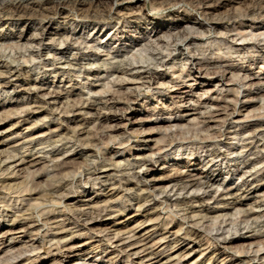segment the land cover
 I'll list each match as a JSON object with an SVG mask.
<instances>
[{
    "label": "rangeland",
    "instance_id": "1",
    "mask_svg": "<svg viewBox=\"0 0 264 264\" xmlns=\"http://www.w3.org/2000/svg\"><path fill=\"white\" fill-rule=\"evenodd\" d=\"M10 1L11 0H0V8L9 5ZM88 1L90 2L84 5L85 9L90 8L93 4L91 2L96 3L100 0ZM119 1L109 0L108 4L106 3L104 5L106 7H111L118 2L124 6L131 5L135 7L136 5V8L141 6V8L144 7L145 17L143 16V18L140 19H129L130 22L127 23V25L125 24L126 26L120 29L119 33L117 32L119 34L118 39L112 42L108 43L109 38L120 25L122 26V24L118 25L115 19L109 20L108 24L105 26L102 24L103 31L99 32V34H96L98 30L94 31L95 22H89L85 28H82V24H84L82 23L83 21L81 18L74 15L73 12L54 15L50 27H52L54 34L57 31L64 30L68 32L67 34H71L72 32L76 33V38L96 40L95 43L100 47V52L102 54H104L103 52H111L116 55L119 53L120 48L125 45L121 49V54H124L122 55L124 57L126 53L128 56H132L133 52L136 53V50L139 48H145V45L148 47V44L149 46L151 45V48L148 47L145 51L149 52V54L152 52L150 49L152 50L157 48V46L161 47L164 45L162 39L158 40L156 38V29H152V26L149 25L150 22L165 24L169 26L170 29L168 30H172L173 25H177L179 22H189L197 26L207 23V20L201 18V12L194 7L186 11V13L185 11L183 12V9L181 10L178 7H167L154 10V0ZM44 2L46 7L54 8V4L56 5L54 0L49 2L44 0ZM233 4L234 3L228 5L226 8L221 7L222 9L219 11L227 13L229 12L228 9L234 6ZM254 4L264 5V0H255ZM177 10H180V12L184 14H188V19L180 21L177 18H173L171 14ZM30 16L27 15L22 17L14 22L16 23L15 25L7 24V21L4 20L0 23L1 35L7 34L12 37L22 35L25 36L23 43L28 41L32 35L41 31L39 21ZM47 22L48 21L44 24ZM220 22L223 24L224 28L226 27L229 30L234 29V33L238 31L245 32L247 34L246 40L242 42L229 40L225 37L224 32H222L223 30L207 36L193 34L190 36V39L193 38L190 50L194 51L192 55L195 56L194 59L196 63L199 64L194 68H190L189 64L184 62L185 56L179 55L178 58L176 57V59L171 60L165 66H155V70L152 74H145V72L141 73L142 75H138V79L136 77L138 80L136 81L137 83L128 82V80L124 81L125 78L128 79L132 77L128 72L131 67L125 66L124 68L127 69L125 71L123 68L121 71L111 72V70L102 63L91 67L86 66L83 69H80V66H74L75 69L73 70L74 67L58 69L60 66L54 67L48 62V66L52 69L48 66L47 69H45L42 61L36 60L35 63L38 61V65L30 72L33 63L29 62V54H24V50H18V52H24L22 54L19 53L21 54L19 55L15 50L13 51L12 47H8L7 51L10 50L8 53H11L12 50V53L15 52L17 57L23 56L25 59L22 57L19 58L21 59V67L19 68L21 74L12 78L14 85L8 88L9 92H0V151H9L14 154V149L16 148L18 149L16 151L18 155L15 159H11L13 165L17 166L16 164H19L22 158H25L28 163L16 169L17 178H14L13 174L10 173L12 172L11 170H14L15 166L8 171L10 174L7 175V178L9 177L7 183H9L10 186L7 185L9 186L7 187L8 189L0 193V233L7 234L3 240L4 243L0 244V264H175L177 262V264H244L243 262H248L247 252L251 247L256 249L258 248V244L264 245V226H261L262 236L256 235L255 232H253L254 228L242 229L243 231L240 230L239 233L231 236L234 242L229 244L230 246L225 249V245H221V242L211 239L210 234L212 230L215 229V222H217L216 218L219 217L218 221H221L223 215H225L227 219H229L232 213H235V209L232 207L223 208L220 204L217 208L215 199L210 200V202H204V204L202 203L203 205H200V202L196 203V199H194L193 201L191 200L192 202L187 201L186 203L188 207H194L195 210L191 208L188 213L179 210L182 208L180 206L183 205L180 204L179 207L177 206V197H172L170 201H166L165 195H161V191L163 192V190L166 191L167 189V191H169L170 188H172L173 184H175V179L182 176V173L197 175V177L202 176V180H205L206 176H208L210 178L212 177L213 180L216 178L219 171H221V176L217 184L218 186L216 185L213 189V193L215 192L214 194L219 190L217 199L220 194H225L226 189H228V191L231 190L230 192L232 193H236L238 191V185L240 187L244 180H250L251 178L250 175L241 177L240 174L233 172L235 170L234 164L237 162L241 163L246 159L241 156L240 151L246 144L244 139L250 131L248 127L250 125L249 123L254 121V119H264V87L260 86L262 84L264 86V51L262 52L261 49L254 47L253 44L259 38L264 40V14H255L243 21L235 23L227 20H222ZM141 26L143 29L148 27L146 31L148 34H146V36L145 33L141 34L143 31L139 29ZM159 30L160 34L164 33L161 32V28ZM110 31L112 32L110 33ZM175 33L176 32H173V34ZM134 35L138 38H133L132 36ZM120 38L124 41L122 46H119L121 42V40H119ZM136 39L141 45L137 47L138 49L132 51V49L129 48L131 46V40L136 41ZM150 39H157L159 43L161 42L160 46L157 42L153 41V45H155V43L157 45L153 47L152 43H150ZM164 39L165 41H169L170 37ZM12 41L14 42V40ZM7 42L8 43L4 42L5 46L7 44L11 46V43H13L9 40ZM4 43H2L1 46ZM56 43L57 42H54V44ZM13 44H15V42ZM1 46L0 48L3 47ZM75 52L71 50L68 55L72 56ZM149 54H145V58L140 59V57V60L137 58L139 60L138 66L141 64L144 66L150 64L151 67L157 65H152L151 63L157 62L156 59L151 60L153 52L150 54L151 58L147 56ZM176 55H178V53H176ZM26 56L28 59H26ZM147 57H149V61L145 60ZM154 57L153 54V58ZM141 61H148V63H142ZM5 65V62H0V69H4L2 66L4 67ZM12 65L16 66L17 64L12 63ZM89 69L91 72L88 71ZM88 72L92 73V76H90ZM133 78L134 77H132V79ZM22 82L24 85H26L27 82L31 84H46L48 87L45 91L46 93L62 90L64 93L72 92V95L70 98H60L56 104L50 103L45 105L37 101L39 100L38 97L31 96L25 91H19L20 88L15 87V85L19 87L20 84H23ZM98 94H104V99L102 98L103 101H97L96 108L89 109L87 110L88 112L84 111L86 112L85 114L77 111L74 112V115L73 113H69V105L74 101L78 102L83 98L87 100L95 99L94 97ZM98 98L99 96L97 99ZM47 99L51 101L49 97H47ZM234 105L237 107L234 108ZM27 107H30L31 110L36 113L33 115L23 114L22 118L9 116L14 111H21ZM121 109L123 110L121 111ZM9 111L11 112L8 113ZM51 111H54V113ZM64 111H67L66 115L70 114L69 117L62 116ZM106 112L108 114L122 113L125 119H117L116 121L107 120L108 122L103 120L101 124L96 123L97 115L107 114ZM216 112L221 114V117L218 119H220L219 122H222V124L219 122L215 124V122L207 120L214 119L213 113ZM24 115H26V118ZM24 119L26 121H24ZM226 119H233L232 121L234 123L230 124V122H228L225 125ZM78 124H81L84 128V130L81 131L83 133L80 132L82 143L85 144L87 142L85 146L90 143L89 149H84L79 146L73 148V144L62 146L61 151H68L61 160L67 159L71 161L72 167L69 169L67 168L63 174L50 170L44 176L40 175L34 177L36 173L44 172L48 162L41 160V163L31 165L30 161L33 162L41 158V156L45 154V151L62 145V142L59 145L57 143L53 144L48 138L52 137L51 140L58 139L55 134L57 135L59 133L65 137L67 136L69 139H74L72 131L73 128L79 126ZM211 126H214L215 129L210 128ZM221 130L223 131L222 134L220 133ZM53 131L57 132L53 133ZM90 133L91 135H87ZM33 138L35 139L34 141H32ZM51 143L53 146L49 145ZM95 143L97 145H95ZM226 144L230 145L231 150H235L237 154L234 156L227 155L226 161L223 160L217 163L216 167L219 171L217 168L211 169L208 167V151L222 149ZM28 150H33V155H31ZM167 151L169 152L166 153ZM94 152L98 153L101 157L103 156V158L100 159L101 161H98L96 164L97 175L101 174V171L106 170L101 167L104 165L102 162L104 158L109 162L105 163L109 165L107 174L114 173L115 175H117L114 172L116 171L115 167L110 166V164H123V162L126 164L127 161L131 163L138 162L147 154L149 156L153 154L151 156L154 162H149L147 164L146 169L149 168V172L145 176L144 182L140 184L137 183L132 176H125L122 183L126 186L123 189L118 190V188H116L117 185L113 184L121 179L122 175L120 174L116 176L115 180H113L112 177H106L105 175L107 174H104L101 179L96 181L98 184H94L93 182L88 184L83 183L82 185H79L77 182L73 183L72 173L77 174L80 170L88 167V164H91L94 158L91 155L96 154ZM81 153L82 155H80ZM229 153H232V151ZM87 158L91 161H88ZM95 176L96 175H94V177ZM127 179L131 181L126 182ZM66 180H69V188L73 187L69 190L74 191L63 200L62 205L60 200L54 196L63 194L65 190L59 191L61 193L57 192V194L54 193V195H52L53 191L51 188L52 185H64V181ZM70 180L72 181L70 182ZM34 188H36L37 191L42 190L36 194L29 195L30 190ZM111 188H115L114 191H112L113 189ZM127 188H129V192ZM75 190L78 192L75 193ZM84 190H86L84 193L85 195L82 194ZM199 192L202 193L203 190ZM263 192L264 182L259 184L257 188L254 186L251 195L248 198H243L242 210H250L252 207H255L254 204H256V201L264 194ZM65 194H67V192H65ZM241 194L242 192H238V195ZM135 195L139 196V200H134ZM159 195L161 196L159 197ZM22 196L25 200H23ZM157 198L159 200H157ZM218 202L221 201L218 200ZM65 205L67 207H64ZM141 205H143L142 209ZM214 207L217 208L218 211L212 210ZM70 208L73 210L83 209L88 211L106 208L108 211L105 212V214L102 213L101 224L89 223V228H92L91 231L88 230L89 228H84L83 219L79 224L82 226L76 227L78 226L75 224L76 220L73 216H69L70 219L67 220L66 225L68 228H72L73 231L60 235L62 237L60 241L63 242L59 244L49 243L48 240L45 242H41V240L33 242L34 239L38 238L37 235H35L38 232L37 229H40L39 232L41 235L45 234L48 228L51 229L48 226H43L44 220L50 219L51 217V219L55 218L53 221H62L65 219V217H61L62 213H64V210H69ZM205 210L207 212H205ZM179 211H181V213ZM3 213H8L9 216H1ZM24 213H27L30 217L32 214V220H38V222H36L37 227L34 228L35 230L29 228V225L33 223L32 221L28 222L22 220L21 223L14 221L16 217L18 218V216ZM193 214H197L194 222L195 224H186L184 217ZM206 214L210 217L205 220L204 215ZM28 215H25V217H28ZM162 223L164 225H162ZM182 223L184 229L180 231ZM158 224L161 227L158 226ZM138 225H140L141 228ZM53 226L54 225H52V227ZM55 226L54 230H50V232L61 230V228L57 229ZM12 229H14V233L8 234L7 232ZM164 229L167 230L165 231ZM168 230L174 231L172 232L173 235L169 234V238L162 239L163 236H165L163 234ZM133 231L138 233L141 238H148L145 243H148V246H152V248L146 250V253H140L139 256L129 257L125 252H120L116 248V244L119 242L115 244L114 242L118 240V237L115 238L116 235H120V238L124 236V238H126L132 234ZM145 231H147L148 237L144 236L147 234ZM187 232L190 234L197 232V235H191L192 237L188 236L187 239ZM194 236H196V238ZM178 238L183 239L182 243H184V249H178L179 252L171 249L175 242L173 240H177ZM159 239H161L162 243H160L161 241H159ZM32 244L33 247L36 246V249H33ZM169 245L172 246L169 247ZM262 253L264 254V251H262ZM178 255L180 257H178ZM156 259L161 261L155 263L158 261ZM175 259H180L181 262ZM247 262L245 264H253Z\"/></svg>",
    "mask_w": 264,
    "mask_h": 264
},
{
    "label": "bare ground",
    "instance_id": "2",
    "mask_svg": "<svg viewBox=\"0 0 264 264\" xmlns=\"http://www.w3.org/2000/svg\"><path fill=\"white\" fill-rule=\"evenodd\" d=\"M47 1L49 2V1H53V0H47ZM54 1L56 2V5L55 4H54V6L52 5L54 8L46 7L44 0H38V1H36V0H11L9 5H6L5 7L3 6V8L2 7L0 8V23L3 22L4 20H6L7 24H14L15 25L16 23H14V22L18 21L22 17H25L27 15L28 16L31 15L30 17H34L36 20L39 21V25H40V29H41L40 32L35 33L34 35H32V37H30L28 39V41H26L24 43H23V40L25 39V36H22V35L19 36L18 35V36L12 37V36H9L7 34L1 35V32H0V46L4 42L8 43L7 42L8 40L10 42H13L12 40H14V42H15V44H13L14 42L11 43L12 44L11 46L8 45V44H7L8 46L7 45L5 46V43H4L2 45L3 47L1 46L2 48H0V62H5V64H6L4 67L2 66V68H4V69H0V92L1 91L7 92L8 88H10L12 85H14L13 82H12V80H13L12 78H14L16 76H19L21 74V70L19 69L21 67V62H20L21 59H19V58H21V57L24 58L23 56L17 57V54L15 52L12 53V50H11V53H8L10 51V50L7 51L8 47L9 48L12 47L13 51L15 50L18 54L21 53V52H18V50H24L25 53L24 52H22V53H24V54L28 53L29 54V56H30L29 57V62L33 63V65H32L33 67H31L30 72L33 71L35 67H37L36 65H38V63H37L38 61L36 62L37 63L36 64L35 63L36 60H39L40 62L42 61L43 67H45V69H47L48 62H50L51 65L54 66V67L55 66H60L61 67V68L59 67L58 69H65V67L72 68L74 66H80L79 68L83 69L86 66L87 67L88 66L91 67L93 65H97V64H101L102 63L108 69H110L111 72L121 71V69L123 70V68L125 66L131 67V69H129L128 72H129L130 76H132L134 78L133 79H132V77H129L128 79L125 78L124 81L128 80V82L137 83L136 81H138L137 79L139 78L138 75H140L143 72H145V74H152L153 71L155 70V66H158V65L159 66H165L171 60L176 59V57L178 58L179 55L185 56V58H184L185 61L184 62L188 63L190 68H194L197 64H199V63H196V60L194 59L195 56L192 55V52H194V51L190 50L191 45H192V41H193V38L190 39L191 35L199 34V35H202V36H207L209 34H213L215 32L223 30L222 32H224L225 37L228 38L229 40H233L235 42H238V41L242 42V41L246 40V37H247V34L245 32L238 31V32L234 33V31H235L234 29H230L229 30L226 27L224 28L223 24L220 21L227 20V21H233L235 23V22L243 21L246 18H249V16H252V15H255V14H264V5H262V4L261 5L254 4L255 0H154V2H153L154 3V10L155 9H164V8H167V7H176V8L178 7L181 10L183 9V12L184 11L186 12V11L190 10L192 7H194L196 9H198L199 12H201V15H200L201 18L207 20V23L197 26V25H194L192 23L190 24L189 22H183V23L179 22L177 25H173L172 30H168L170 28H169V26H166L165 24H158V23L156 24L155 22H150L149 25L152 26V29L153 30L156 29V34H155L156 38L158 40L162 39V41L164 42V45H162L161 47H158L156 45V43H155L157 48H154L152 50L150 49L151 45L149 46V44H148V47H150L149 48L150 51L153 52L155 57L153 58V54H152V58H151L150 54L152 52L149 54V52L145 51V49H148V47L146 45H145V48L142 47L144 49H142V48L138 49L137 47L139 45H141V43H138L137 39H136V41H133L134 39L131 40V46L129 48L132 49V51L135 50V49H138L136 51L140 55H138L137 52L136 53L133 52L132 56H128V54L126 53L125 56L123 57L122 55H124V54H121L122 53L121 49L125 45L122 46V44H124L123 43L124 41L122 40V38L119 39V40H121L119 46H122V48H120V50L118 49L119 50L118 54L114 55L111 52L105 53L103 51L102 52L104 54H102L100 52V47H98V44L96 45V43H95L96 40H93V39L89 40V39H84V38L83 39L76 38V33L72 32V31H71L72 32L71 34H67L68 32H66L64 30L63 31L61 30V31L55 32V34H54L52 27H50L51 20L53 19L54 15H58V14H62V13L68 14L70 12H73L74 15H76L78 18H81V20L83 21L82 23H84V24H82V26H83L82 28H85L87 26V23H89V22L90 23H94L95 22L94 23L95 24L94 31L98 30V32L96 34H99V32L103 31L102 30V24H104V26H105L106 24H108L109 20L115 19L117 21L118 25L122 24V26L120 25V27L112 34V36L108 40V43H109V42H112V41L118 39V36H119L118 33H119L120 29H123L127 25V23L130 22L129 19H132V18H138V19L143 18V16L145 15L144 14L145 12H144V9H143L144 7L141 8V6L139 7L138 5L137 6L139 8H136V5H135V7L131 6V5L124 6L123 4L118 3V2L116 4H114V5H112L111 7H106L104 4H106V3L108 4L109 0L108 1L107 0H100L101 2L100 1H98L96 3L91 2L93 4L90 6V8L85 9L84 5L88 4V2H90L88 0H70V1L54 0ZM116 1H119V0H116ZM232 3H234L233 4L234 6L232 8L228 9L229 12L224 13V11L223 12L219 11L220 9L226 8L228 5H230ZM183 12H180V10H177L173 14H171V16H173V18H177L180 21L187 20L188 19V17H187L188 14H184ZM223 13H224V15H223ZM46 21H48L46 23L47 25L44 24ZM43 28H45V29H43ZM160 28L162 29L161 32H164L163 34H160V32H159ZM139 29L143 30L141 32V34L145 33V36H146V34H148L146 32L148 27L143 29V27L141 26V27H139ZM125 30H126V28H125ZM112 31H110V33ZM173 32H176V33L173 34ZM57 37H59V38H57ZM132 37L133 38H138V37H136V35H134ZM169 37H170V40L169 41H165L164 38H169ZM151 39H150V41H151L150 43H152V45H153V41H155L160 46L161 42L159 43L157 41V39H155V40H151ZM50 41H52V42H50ZM54 42H57V43L54 44ZM253 44H254V47H257L258 49H261L262 52L264 51V40L259 38ZM56 45H60V46H56ZM155 45H153V47ZM71 50H74V52L75 51L76 52L74 53V55L69 56L68 53ZM144 51L149 54L147 56H149L151 58V60L152 59H156L157 62L156 63L155 62L154 63L151 62L152 65L153 64H157V65H153V67H151L150 64H149L150 66L147 64L148 66L147 65L144 66L143 64H141V62L144 60L143 59L140 62L141 65L138 66L139 65L138 64L139 60L142 59V58H145L144 55L147 54ZM176 53H178V55H176ZM21 54H19V55H21ZM149 57H147V59H145V60L149 61L150 60V59H148ZM137 58L138 59L140 58V59L138 60ZM24 59H22V60H24ZM26 59H28V57ZM148 61H144L142 63H145V62L148 63ZM12 63H16L17 65L13 66ZM22 64H24V63H22ZM39 64H41V63H39ZM41 67H42V65H41ZM49 68H51V67H49ZM74 69H75V67L73 68V70ZM125 70H127V69L124 68V71ZM88 71H90V69ZM90 72H88V73H90ZM79 73H81V72H79ZM224 73H225V71H224ZM89 75L92 76V73H90ZM111 76H113V75H111ZM145 76H147V75H145ZM136 77H137V79H136ZM117 78H120V77H117ZM1 79H3V80H1ZM6 79H7V81H6ZM149 80H150V78H149ZM121 81H123V80H121ZM256 86H258V85H256ZM260 86L264 87L263 84L260 85ZM15 87L16 88H20L19 91H25L28 94H30L31 96L38 97L39 100H37V101H39V103H44L45 105L46 104H50V103H55L56 104L57 101L60 98H70L71 95H72V92H65L64 93L62 90L61 91H57L56 90V91H52V92L46 93L45 91L48 89V87H47L46 84H43V83L31 84V83L27 82L26 85H24V83H23V84H20L19 87H17V85H15ZM256 89H258V88H256ZM229 92H231V91H229ZM103 95L102 94H98L97 96L94 97L95 99H90V100H87V99H84L83 97H81L83 99H80L78 102L74 101L72 104L69 105V108H68L69 110L68 111H69V113H73V115H74L75 111L85 114L86 112H84V111H87V110L92 109V108H96L97 101H99V100L103 101V99H104ZM98 96H99V98L97 99ZM47 97H49L51 101H48L49 99H47ZM104 103H106V102H104ZM27 104H29V103H27ZM235 107H237V106L234 105V108ZM122 110L123 109H121V111ZM10 112L11 111H9L8 113H10ZM51 112L54 113V111H51ZM66 112L67 111H64L65 114L63 113L62 116L69 117L70 114L66 115ZM35 113L36 112L32 111L30 107H27L26 109L21 110V111H18V110L14 111L13 113H11L12 115L10 114L9 116L10 117L11 116H17L19 118H22L23 114L33 115ZM233 113H235V112H233ZM26 115H24V117ZM220 117H221V114L216 112V113H213V118L214 119H207V120L213 121V122H215V124H217L219 122V120H220L218 118H220ZM230 118H232V117H230ZM47 119H48V116H47ZM69 119H71V118H69ZM117 119H125L124 114H122V113H117V114H111L110 113V114H108L107 113V114H104V115H97V118H96L97 122L96 123H98V124L100 123L101 124L103 122V120H105V121H107V120H115L116 121ZM232 120L233 119H226L225 120V125L228 122H230V124H233L234 122ZM24 121H26V120L24 119ZM45 121H46V119H45ZM239 121H241V120H239ZM219 123L222 124V122H219ZM249 124L250 125L248 127L250 128V131H249L248 135H246V137L244 139L246 141V144L241 148V151H240L241 156L245 157L246 159H245V161H243L241 163L237 162V163L234 164L235 170H234L233 173H238V174L241 175V177L246 176V175H250V177L252 179L250 178V180H248V179L244 180L243 184L241 185L242 187L241 186L239 187V185H238V191L236 193H232V192H230L231 190L228 191V189H226L225 194H220L218 196V199H217V194H218L219 190H217L216 194H214L215 192L213 193V189L218 184V180H219V178L221 176V171H219V169L216 167L217 163H219L220 161H223V160L226 161L227 160V155L234 156L235 154H237L235 150L234 151L231 150V146L228 145V144H226L224 146V148H222L224 150H222V149H214V150H209L208 151V153H209V160L208 161L209 162H208L207 166L210 167L211 169L212 168H217L218 171H219V173L217 174L215 179L212 180V177L210 178V177L206 176V179L202 180V178H201L202 176H198L197 177V175L186 174V173L183 174L182 173L181 174L182 176H180L178 178L176 177L177 179H175L176 181H174L175 184H173L172 188H170L169 191H167L168 189L166 191L163 190V192L161 191V195L162 194L165 195V200L166 201L167 200L170 201L172 197H175V198L177 197V200H176L177 201V206L179 207L180 204H182L184 206V207L180 206L182 208H180L179 210L185 211V212H188V213H189L191 208H193V210H194V207H191V206L188 207L186 205V203H187V201L188 202H192L194 199H196V203L200 202V205L202 203L204 204V202H210V200L215 199L216 200L215 204L217 203L216 204L217 208L219 207V204H220L223 208L232 207L233 209H235V213H232V216L229 219H227V217L225 215H223L222 220L218 221L219 217L218 218L215 217L217 219V222H215L216 226H215V229L213 228L214 230H212V232L210 234V238L221 242V245L224 244L225 245V249H227L228 246H230L229 244H232V242H234V239L231 238V236H233V234L239 233V231L242 230V229L245 230V229L254 228L253 232H255L256 235H261L262 236V234H263L261 232V226H264V194H262L263 196L262 195L260 196V199H258L259 197L255 198V199H258L257 201L255 200L256 201V204H254L255 207H252L250 210H247V209L242 210L243 198H248L251 195L252 188L254 186H256V188H257L259 184L264 182V119H254V121H252ZM215 126H217V125H215ZM223 127H226V126H223ZM210 128L215 129L214 126H211ZM83 130H84V128L82 127L81 124L78 127L73 128L72 132H73L74 136L73 135L72 136L74 137V139H69V138H67V136L65 137L64 135H61L59 133L57 135L55 134V136H57L58 139L51 140L52 137L48 138V140H50V142H52L53 144L57 143L59 145L62 142V145L60 147H55V148L53 147L51 150L45 151V154L43 156H41V158H38V159L34 160L33 162L30 161L31 165H37V163H41V160H44V161L48 162V164L45 166L44 172L42 171V172L36 173L34 177L40 176V175L44 176L50 170L51 171H55V172L57 171L58 173L63 174L67 170V168L68 169L71 168L72 167L71 166V164H72L71 161H68L67 159L61 160V158L63 156H65L66 152L68 151V150L67 151L66 150H62L61 151V147L62 146H66L67 144H73L72 145L73 148L76 147V146H79V147H82L84 149H87L89 147L90 143H88V145L85 146V144L87 142L85 141L86 143L83 144L82 140L80 138V136H81L80 132L83 131ZM56 132L57 131H53V133H56ZM81 133H83V132H81ZM220 133L222 134L223 131L221 130ZM87 135H91V133L87 134ZM93 136H94V133H93ZM99 136H100V134H99ZM90 138H88V139H90ZM82 139H84V138H82ZM34 140L35 139L33 138L32 141H34ZM96 140H94V141H96ZM26 141H24V142H26ZM52 143L49 144V145H52ZM95 145H97V144L95 143ZM45 148H43V149H45ZM64 149H65V147H64ZM17 150L18 149H16V148L14 149V154H13V152H9V151L8 152L7 151L3 152L4 150L2 152L0 151V193H3L6 189H8L7 187L10 186L9 183H7L8 178H9V177L7 178V175L12 173L13 177L17 178L18 175L16 173V169L19 166L25 165V164L28 163V161L25 158H22L20 163L16 164L17 166L13 165L11 159H15L17 157V155H18L17 152H16ZM28 151H30V150H28ZM38 151H40V150H38ZM230 151H232V153H229ZM168 152L169 151H167L166 153H168ZM33 153H34V151L31 150L30 154L33 155ZM94 153H96V152H94ZM59 155H61V156H59ZM74 155H76V154H74ZM80 155H82V153ZM151 155H153V154H151ZM151 155L149 156L147 154V155L143 156L140 161H138V162L136 161L134 163H131L130 161H127V163L125 162L126 164H124V162H123L124 165L121 164V163L110 164V166L115 167L116 171H114V172L117 175L118 174L122 175L120 180H117L116 182L113 183L114 185H117L116 188H118V190L125 188L126 185L122 183V180L125 178V176H128V177L132 176L134 178V180H136V182L140 183V184L142 182H144L143 180H144L145 176L149 172V170H148L149 168L146 169L147 164L149 162H151V163L154 162V159H153V157ZM91 156H93L94 158L92 159V163L88 164V167H85L83 170H80L77 174H74L71 171L72 176H73V183L77 182L79 185H82L83 183L84 184H88L90 182H93L94 184H98V183H96V181L101 179L102 175L107 174V169H108L109 165L105 164V163H109V162H107L106 159L104 158V160L102 161L104 165L101 166V167L105 168L106 170L101 171V174L97 175V173H96L97 172L96 164L98 163V161H101L100 159L103 158V156L101 157L98 153H96L95 155H91ZM87 160H88V158H87ZM230 160H232V159H230ZM88 161H91V160L89 159ZM75 163H77V162H75ZM14 166H15L14 170H11V169H13ZM10 170L12 172L8 173V171H10ZM76 171H77V169H76ZM94 175H96V176L94 177ZM117 175L112 173V174H107L105 176L106 177H112V179L115 180ZM71 181L72 180H70V182ZM130 181H131L130 179L126 180V182H130ZM145 181H147V180H145ZM69 184H70L69 180H66V181H64V185H57V186H53L52 185V188H51L52 191H53L52 195H54V193L57 194V192L62 191V190H65V192H67V194H65V192H64L63 194H60V195L57 194V196H54L58 200H60L61 204L63 203V200L65 198H67L71 194V192L74 191V190L73 191L69 190V189L73 188V187L69 188ZM7 185H9V186H7ZM148 185H149V182H148ZM111 189H113L112 191H114L115 188H111ZM127 189H128V192H129V188H127ZM41 190L37 191L36 188H34V189L30 190V192H29L30 194L29 195L36 194V193L40 192ZM130 190H131V188H130ZM202 190H203L202 193L199 192V191H202ZM122 191H124V190H122ZM77 192L78 191L75 190V193H77ZM85 192H86V190H84L82 194H84ZM238 192H242V194L238 195ZM42 193H43V191H42ZM59 193H61V192H59ZM161 195H159V197ZM22 198H23V196H22ZM180 199H182V200H180ZM230 199H233V200H230ZM23 200H25V199L23 198ZM134 200H139V196L135 195ZM157 200H159V199L157 198ZM218 200H220L221 202H218ZM146 201H148V200H146ZM160 204H162V203H160ZM142 206L143 205H141V209H142ZM155 206H156V204H155ZM64 207H67V206L65 205ZM217 208L214 207L212 210H217ZM107 211H108V209H106V208L105 209L95 210V211H93V210L88 211V210H83V209L73 210L72 208H70L69 210H64V213H62V215H61V217L62 216L65 217L64 220H62V221H60V220L59 221H56V220L53 221L55 218L51 219V217H50V219H47V220L43 221V224H44L43 226H48V227L51 228V229L48 228V230L46 231L45 234L41 235V233L39 232L40 229L36 228L38 232L35 235H37L38 238L34 239L33 242H35V241L38 242L39 240H41V242H45L46 240H48L49 243H58L59 244L60 242H63V241H60V239L62 238L60 235L67 234V233H70V232L73 231L72 228H68L67 225H66L67 224L66 223L67 220L70 219L69 216H73V218L76 220L75 224L78 225L76 227L82 226V225H79V224H80V222L83 219L84 220L83 226H84L85 229H88L89 228V223H92V222L93 223H100V222H102L101 221L102 213L105 214V212H107ZM181 211H179V212L181 213ZM205 212H207V211L205 210ZM59 214H61V213H59ZM183 214H186V213H183ZM25 215H28V214L27 213L21 214L20 216H18V218H20V219H18L16 217V219L14 221L18 222V223H21L22 220H25V221H28V222L32 221L33 223H31V225H29V228L34 229L35 227H37L36 222H38V220H32L31 219L32 214H31V217L29 215H28V217L27 216L25 217ZM1 216H9V215H8V213H6V214L3 213V215H1ZM196 216H197V214H193L191 216H185L184 219H185L186 224H195L194 222L196 220L195 219ZM209 217L210 216H208V214L204 215V219L205 220L208 219ZM51 220H52V222H51ZM143 222H145V221H143ZM158 222H160V221H158ZM163 222H164V220H163ZM157 223H155V224H157ZM168 223H166V224H168ZM22 225H24V224H22ZM52 225H54V226L56 225L55 228H57V229L61 228V230H58L56 232H50V230H54V226L52 227ZM87 225H88V227H87ZM140 225H138V226L140 227ZM162 225H164V224L162 223ZM43 226H41V227H43ZM97 226H99V225H97ZM158 226H160V225L158 224ZM156 228H155V230H156ZM183 229H184V227H183V223H182L180 231H182ZM88 230L91 231L92 228H89ZM164 230L166 231L167 229H164ZM13 231H14V229H12L11 231H8L7 233L8 234L9 233L10 234L14 233ZM145 232L147 233V231H145ZM148 232H150V231H148ZM172 232H174V231L168 230L165 234H163L165 236L162 235L163 236L162 239H166L167 237L169 238V234L173 235ZM29 233H30V231H29ZM176 233H178V232H176ZM27 234H28V232H27ZM147 235H148V233L145 234L144 236H147ZM191 235H197V232H194L192 234L187 232V234H186L187 239H188V236L192 237ZM6 236H7V234L0 233V244L4 243L3 240L5 239ZM66 236H68V235H66ZM119 236L120 235H116L115 236V238L118 237V240H116V242H114V244L119 242L118 244H116V248L120 252H125L129 257H131V256H139L140 253H143L146 250H148L149 248H152V246L151 247L148 246V243H145V241L148 238H141V236L138 233H136L135 231H133V233L130 234L126 238H124L125 236L123 238L122 237L120 238ZM194 237L196 238V236H194ZM12 238H15V237H12ZM109 238H112V237H109ZM182 240L183 239H181V238H178L177 240H173L175 242L173 244L174 245L173 248H171V249L177 250V251H178V249L179 250L184 249V246H183L184 243H182ZM159 241H161V239H159ZM160 243H162V241ZM170 246H172V245H169V247ZM32 247H33V244H32ZM153 247H154V245H153ZM33 249H36V246L33 247ZM246 250H248V249H246ZM151 251H152V249H151ZM262 251H264V245L263 244H258V248H256V249H253L251 247L249 249V251L247 252V257H248L247 260H248V262L253 263V264H264V254L262 253ZM218 252H220V251H218ZM242 252H243V250H242ZM157 254H160V253L158 252ZM245 254H246V252H245ZM179 255H178V257H180ZM140 259H141V257H140ZM168 259H167V261H168ZM143 260H147V259H143ZM156 260H158V259H156ZM160 261L158 260L155 263H159ZM176 261H180V259L176 260ZM239 262H240V260H239ZM246 262H243V263L245 264ZM177 263H175V264H177ZM166 264H169V263H166ZM239 264H242V263H239Z\"/></svg>",
    "mask_w": 264,
    "mask_h": 264
}]
</instances>
